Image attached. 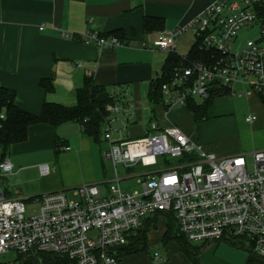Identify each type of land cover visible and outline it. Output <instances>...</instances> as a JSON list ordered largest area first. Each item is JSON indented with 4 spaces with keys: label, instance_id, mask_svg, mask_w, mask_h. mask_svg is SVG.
Instances as JSON below:
<instances>
[{
    "label": "built area",
    "instance_id": "1",
    "mask_svg": "<svg viewBox=\"0 0 264 264\" xmlns=\"http://www.w3.org/2000/svg\"><path fill=\"white\" fill-rule=\"evenodd\" d=\"M262 2L214 0L186 25L157 33L153 44L167 52L175 51L176 39L186 30L211 52L205 61L173 69L161 85L167 107L184 105L188 96L204 99L214 84L232 94L237 86L246 93L262 91L264 29L257 13ZM255 24L260 25L259 36L237 45L239 32ZM80 37L100 48L127 44L115 35L87 29ZM107 109L111 114L122 112L124 104ZM101 138L109 144L104 158L112 160L115 172L121 164L126 177H138L140 190H122L117 181L105 193L98 183H88L70 192L7 196L2 178L13 167L7 156L0 159V255L16 253L14 260L0 264H17V254L35 251L65 255L77 264H119L118 248L128 245L158 213L170 215L175 231L189 243L243 242L253 260L264 264V149L218 158L175 125L133 139H115L108 121ZM24 201L38 203L39 211L25 214ZM153 257L159 258L157 253Z\"/></svg>",
    "mask_w": 264,
    "mask_h": 264
},
{
    "label": "crops",
    "instance_id": "2",
    "mask_svg": "<svg viewBox=\"0 0 264 264\" xmlns=\"http://www.w3.org/2000/svg\"><path fill=\"white\" fill-rule=\"evenodd\" d=\"M212 1L0 0V87L15 91L16 104L21 109L39 114L44 102L74 104L75 89L82 85L86 75H92L97 84L124 102V110L113 113L117 114L115 118L109 117L115 139H119L112 128L118 127L113 126L115 121L131 127V135L135 136L175 125L203 151L218 158L262 150L264 86L262 98L256 92L246 93L242 86L234 88L235 94L219 96H245L249 107L238 112L231 106L212 102L210 118L198 125L185 105L167 107L163 101L152 103L148 98L150 83L160 75L168 52L153 44L160 31L146 32L143 18L160 17L164 20L163 30H170L186 25ZM261 25L264 29V24ZM257 26L259 32L254 37H258L259 24L243 30L253 31ZM86 29L99 34L120 29L127 44L100 48L94 43H84L80 34ZM64 33L74 37H65ZM194 40L191 31L182 32L176 39L175 51L186 54ZM42 78L52 79L53 91L46 92L39 85ZM251 115L255 119L248 121L246 118ZM208 129L223 131L229 138L219 143L208 142L205 139ZM101 141L102 138L96 142L84 135L75 122L58 126L32 124L26 140L13 144L7 155L13 167L11 174L33 172L40 176L38 188L37 184L31 187L26 183L31 192H37L30 196L54 190L70 192L88 183H98L105 193L108 186L117 181L120 187V177L116 170V177L106 180L101 154L95 148ZM64 146L70 149L63 150ZM42 166L47 167L46 172L42 171ZM50 176L56 179L55 183L46 180ZM155 231L156 227L149 228L147 245L162 243L167 248L164 259H154L141 251L121 257L119 264H263L252 260L243 242L191 243L198 247L197 254L192 255L184 252L174 240L163 243L164 226Z\"/></svg>",
    "mask_w": 264,
    "mask_h": 264
},
{
    "label": "trees",
    "instance_id": "3",
    "mask_svg": "<svg viewBox=\"0 0 264 264\" xmlns=\"http://www.w3.org/2000/svg\"><path fill=\"white\" fill-rule=\"evenodd\" d=\"M260 23L264 19V2L257 8ZM143 28L146 32L161 31L164 29V20L160 17L145 16L143 18ZM102 35H115L121 41L127 42L122 30H112ZM211 54L204 49L200 40L195 39L188 52L184 55L176 51L168 52L161 67L160 75L150 83L148 98L152 103H164L161 85L169 81L170 73L176 66L188 65L192 61H205ZM39 85L46 91L54 90L52 79L42 78ZM230 92L227 87L212 85L206 98L198 100L188 96L185 99V106L193 114L195 124L198 125L203 120L210 118V107L216 97L226 95ZM258 95L262 98L261 92ZM122 101L117 96L110 93L106 87L97 84L92 75L83 78L82 85L75 89V103L65 105L57 102H44L39 114H32L21 109L16 104V93L13 90L0 87V159H4L11 146L15 143L26 140L28 128L35 123H46L58 126L66 122H75L80 125L81 132L99 142L103 133L105 123L109 121L111 115L107 109L108 105H115ZM122 104L124 102L122 101ZM165 105V104H164ZM7 196L9 193L5 190ZM159 220L163 221L165 231L163 233V243L170 240L176 241L181 249L192 255H196L198 247L183 239L175 231L173 218L165 213H158L149 218L144 229L139 235L131 238L128 245L119 247L117 256L120 258L135 252H147L148 230L150 227H157ZM17 264H77L75 260L65 255H58L46 251H35L17 254ZM253 260V259H252Z\"/></svg>",
    "mask_w": 264,
    "mask_h": 264
},
{
    "label": "rangeland",
    "instance_id": "4",
    "mask_svg": "<svg viewBox=\"0 0 264 264\" xmlns=\"http://www.w3.org/2000/svg\"><path fill=\"white\" fill-rule=\"evenodd\" d=\"M258 32H259L258 26L255 29H253V31L252 30L249 32L246 30L240 31L239 37H238L239 39L237 40V45L241 44V41L243 38L254 37L255 36L254 34ZM213 104L214 105H228V106L233 107L238 112H242V111H246L247 108L249 107V100L245 96H237V95L228 96V97L224 96V97H218L214 99ZM116 116L117 114H111V117L115 118ZM113 126H118V127H112V128L114 130V136L119 139L120 138L133 139V138L140 137V135L139 136L131 135V131L129 130V128L131 127H127V125L126 127H124L122 123H120L119 125L118 122L115 121ZM119 129L121 130L120 133L118 132ZM227 138H229L228 135L223 133V131L211 130V129H208L207 131H205V139L208 142L219 143L224 140H227ZM108 147H109V144L105 140L101 141L100 143L95 144V148L97 149L98 152H100L101 159L104 163L102 167L103 168L102 171H104L105 173L106 180H111L115 178L116 175H115V168H114L112 160L104 158V152L108 149ZM247 160L250 162L251 158L247 157ZM116 170L118 172L119 177H122L120 181V187L122 190L129 191V192L134 191V190H140V185L137 183L138 177H133V176L126 177L127 172L125 171V169L123 168L121 164H117ZM46 180H48L49 183L56 182V179L53 178L52 176L48 177V179ZM27 182H29V186L31 187L34 186V184H37V188H38L39 187L38 184L41 183V178L38 174H35L33 172L6 174L2 178L1 186L4 189H9L10 191L9 195L24 198V197L37 193L36 191L31 192V187L25 186ZM15 189L18 190V194H14ZM24 208H25V214L27 215L36 214L39 211V205L36 202L24 201ZM163 226H164L163 221L159 220L155 232L162 230ZM166 250L167 248L163 246L162 243H157V244L148 246L147 254L153 257L154 254L157 253L161 259H164L166 257V252H167ZM241 252L244 253L245 255L248 254V252L244 249H241ZM15 258H16V253L13 251H8L0 255V260L2 261H12Z\"/></svg>",
    "mask_w": 264,
    "mask_h": 264
},
{
    "label": "water",
    "instance_id": "5",
    "mask_svg": "<svg viewBox=\"0 0 264 264\" xmlns=\"http://www.w3.org/2000/svg\"><path fill=\"white\" fill-rule=\"evenodd\" d=\"M262 24H264V19L262 20Z\"/></svg>",
    "mask_w": 264,
    "mask_h": 264
}]
</instances>
